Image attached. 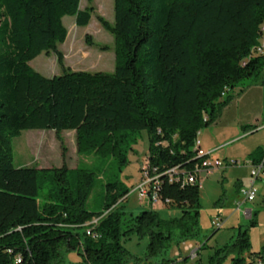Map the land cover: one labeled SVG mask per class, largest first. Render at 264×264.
<instances>
[{"label": "trees", "instance_id": "1", "mask_svg": "<svg viewBox=\"0 0 264 264\" xmlns=\"http://www.w3.org/2000/svg\"><path fill=\"white\" fill-rule=\"evenodd\" d=\"M81 1L0 0V264H63L69 252L83 264H127L123 240L132 235L149 238L150 259L174 239L199 237L198 184L161 177L160 199L185 210L182 221L164 224L152 210L125 221L117 205L128 191L107 184L105 212H90L94 173L75 169L72 185L65 163L15 167L12 141L24 131H54L65 159L62 133L74 131L80 155L123 164L130 135L145 132L158 174L176 167L191 172L199 162V132L229 105L231 90L264 69V55L254 52L264 0H114V22L97 17L114 38V72L71 71L59 50L68 36L63 19L74 17L83 28L96 11L94 0L85 10ZM43 53L55 54L61 75L45 77L31 67ZM49 173L58 190L41 205L39 177ZM88 226L97 240L87 235ZM250 248L247 231L240 230L212 261L220 264L221 253H235L231 264H252L264 251L243 257Z\"/></svg>", "mask_w": 264, "mask_h": 264}, {"label": "rangeland", "instance_id": "2", "mask_svg": "<svg viewBox=\"0 0 264 264\" xmlns=\"http://www.w3.org/2000/svg\"><path fill=\"white\" fill-rule=\"evenodd\" d=\"M89 6L88 0H82L80 9ZM95 13L87 27L76 25L74 17L66 16L63 23L68 30L66 41L59 45L64 55L65 68L71 71L106 72L113 73L115 69V43L113 36L105 31L98 21L101 16L113 23L114 0H94ZM87 37L92 44H89ZM102 47H107L106 51ZM31 67L45 77H54L63 73L55 54L38 56L30 63ZM253 85L264 88V69L256 77L245 79L230 91L231 101L225 107L218 119L211 125L204 127L198 134L202 147H220L213 155L224 164L234 160L235 166L213 170L212 173L201 175L200 209L197 217L198 236L192 233L184 241L177 243L176 239L169 242L167 250L155 258L147 257L149 238H138L132 235L123 240L125 249L129 252L127 264H217L219 251L237 240L239 231H247L250 241L249 253L264 251V180L256 183L257 195L253 202L245 203L240 189L248 187L250 183L249 160L255 153L264 155V130L247 133L240 128L241 123L252 119L256 108L246 106L241 97ZM251 133V134H250ZM67 154L63 158L62 149L54 131L29 130L12 141L13 162L15 167L34 166L38 169L61 168L65 163L72 171L69 180L75 185L77 168L94 173L95 183L88 199V211L93 213L105 212L107 202V184H115L116 192L128 191L126 199L120 200L118 211H124V220L135 217L142 212L152 210L157 213L164 224L180 222L185 216V210L167 206L163 202L152 206L147 201H140L136 188L143 180L140 164L149 157L142 159L149 148L145 132L130 135L124 145L121 164L119 158H102L94 154L80 155L77 149L76 133L65 131L62 133ZM217 149V148H216ZM39 202L43 205L50 194L58 190V185L52 173L39 177ZM249 210L251 213L246 214ZM107 213V212H106ZM96 222V221H94ZM165 229L172 230L166 227ZM165 232V230H164ZM178 233L177 230L171 231ZM226 257L220 264H231L235 253H221ZM63 264H83L82 258L76 252L64 253Z\"/></svg>", "mask_w": 264, "mask_h": 264}, {"label": "built area", "instance_id": "3", "mask_svg": "<svg viewBox=\"0 0 264 264\" xmlns=\"http://www.w3.org/2000/svg\"><path fill=\"white\" fill-rule=\"evenodd\" d=\"M261 41L260 44L254 49L256 54L264 55V41H262V33H264V28L260 29ZM207 120V118L205 119ZM195 151L196 160H199L195 164L191 172H186L181 170L179 167L173 168L166 171L163 175L158 174L157 169L153 168L150 164L149 157L140 164V169L143 174V180L136 188V192L140 201H149L152 206L159 204L160 199V188H161V177L166 176L170 183H181L186 184H198L201 188V175L203 173L210 174L213 170L222 169L228 166H236L237 162L234 160L227 161L225 164L219 158H214L213 155L218 151H206L202 148L201 141L196 139L195 141ZM250 183L248 187H243L240 189L241 197L244 199L245 203L253 202L257 195L256 183L260 180H264V160L259 162H250ZM166 204L169 201L165 202ZM246 214L251 213L247 210ZM86 233L89 237L97 240L99 234L96 232L95 227H89L86 229ZM252 264H264V255L258 258H254Z\"/></svg>", "mask_w": 264, "mask_h": 264}, {"label": "crops", "instance_id": "4", "mask_svg": "<svg viewBox=\"0 0 264 264\" xmlns=\"http://www.w3.org/2000/svg\"><path fill=\"white\" fill-rule=\"evenodd\" d=\"M243 101H246V106H255L256 111L247 123H241L240 128L242 129L244 134L249 132L254 133L257 130H264V88L263 86L253 85L251 88L247 90L246 93L241 97ZM250 133V134H251ZM206 151H214L219 149L220 147H202ZM148 155V150L144 154L143 157L140 158V163L142 159H144ZM218 158V157H217ZM264 160V155L260 153H255L252 158L249 160L250 162H259ZM202 179V178H201ZM146 202H143L145 204Z\"/></svg>", "mask_w": 264, "mask_h": 264}, {"label": "bare ground", "instance_id": "5", "mask_svg": "<svg viewBox=\"0 0 264 264\" xmlns=\"http://www.w3.org/2000/svg\"><path fill=\"white\" fill-rule=\"evenodd\" d=\"M262 41H264V33H262ZM92 223H95L96 224V222H92Z\"/></svg>", "mask_w": 264, "mask_h": 264}]
</instances>
